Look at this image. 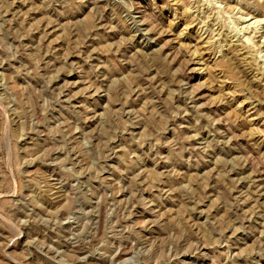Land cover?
<instances>
[{
    "label": "rangeland",
    "instance_id": "rangeland-1",
    "mask_svg": "<svg viewBox=\"0 0 264 264\" xmlns=\"http://www.w3.org/2000/svg\"><path fill=\"white\" fill-rule=\"evenodd\" d=\"M0 264H264V0H0Z\"/></svg>",
    "mask_w": 264,
    "mask_h": 264
}]
</instances>
